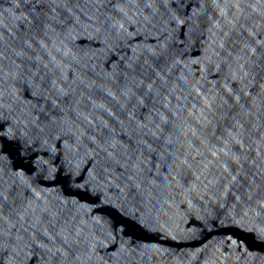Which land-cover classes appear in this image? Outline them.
<instances>
[{
	"label": "water",
	"instance_id": "1",
	"mask_svg": "<svg viewBox=\"0 0 264 264\" xmlns=\"http://www.w3.org/2000/svg\"><path fill=\"white\" fill-rule=\"evenodd\" d=\"M0 124V264H264V0H0Z\"/></svg>",
	"mask_w": 264,
	"mask_h": 264
},
{
	"label": "snow or ice",
	"instance_id": "2",
	"mask_svg": "<svg viewBox=\"0 0 264 264\" xmlns=\"http://www.w3.org/2000/svg\"><path fill=\"white\" fill-rule=\"evenodd\" d=\"M5 139L7 140L17 139L16 133L12 131L5 132L4 125L0 124V141H3ZM29 143H30V138H23V146L25 148L29 145ZM0 153H2V144H0ZM37 164L42 168H46L47 162L43 160H38ZM3 251H5V249L3 248V241L0 240V252H3Z\"/></svg>",
	"mask_w": 264,
	"mask_h": 264
}]
</instances>
